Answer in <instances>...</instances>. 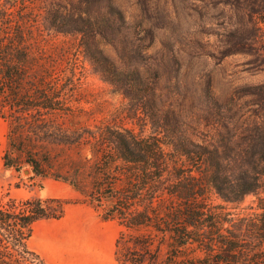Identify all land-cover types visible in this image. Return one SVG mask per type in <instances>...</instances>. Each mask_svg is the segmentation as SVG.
Instances as JSON below:
<instances>
[{
	"label": "trees",
	"instance_id": "trees-1",
	"mask_svg": "<svg viewBox=\"0 0 264 264\" xmlns=\"http://www.w3.org/2000/svg\"><path fill=\"white\" fill-rule=\"evenodd\" d=\"M15 3H0V118L8 124L9 148L26 155L34 175L43 177L42 163L33 158L36 143L72 144L81 136L72 142L59 123L71 112L63 98L69 84L53 82L35 52V29L25 14L14 15ZM41 3L45 26L76 33L93 72L131 102L130 119L152 130L143 136L105 127L89 136L97 159L93 179L98 196L91 203L125 228L116 242L117 261L264 264V85L249 92L255 105L250 122L240 120L245 115L240 113V121L230 125L222 106L218 112L209 106L187 116L175 104L180 91L164 94L166 78L159 64L132 63L123 54L125 20L111 0ZM26 8L23 2L18 11ZM195 123L209 129L206 138H199ZM4 166L19 169L8 155ZM211 191L225 202L256 194L257 208L232 217L224 206L212 204ZM63 205L59 199L0 205V264H43L28 246L32 225L60 218Z\"/></svg>",
	"mask_w": 264,
	"mask_h": 264
},
{
	"label": "rangeland",
	"instance_id": "rangeland-1",
	"mask_svg": "<svg viewBox=\"0 0 264 264\" xmlns=\"http://www.w3.org/2000/svg\"><path fill=\"white\" fill-rule=\"evenodd\" d=\"M8 1L15 0L0 3ZM111 1L125 20L123 54L132 63L159 64L166 78L164 94L180 91L175 104L184 114L209 106L218 112L222 106L230 125L253 120L248 117L255 107L249 92L264 85V0ZM23 2L26 11L19 12ZM15 4L14 15L25 14L35 29V52L53 82L69 84L63 98L71 112L59 117V123L72 142L81 137L72 144L38 141L33 158L42 163L46 174L40 177L25 162L26 155L9 148L8 124L0 118V205L6 208L10 201L26 199L63 201L60 218L32 225L28 246L43 264H121L115 251L125 228L116 218H104L103 207L91 203L98 196L93 179L97 159L89 136H97L105 127L143 136L152 130L130 119L131 102L93 72L76 33L45 26L41 0H16ZM105 51L117 58L110 47ZM240 113L245 115L239 120ZM197 127L199 138H206L209 129ZM5 155L16 158L18 170L4 166ZM55 176L67 178L75 187ZM257 196L247 194L240 202H225L210 192L212 204L224 206L232 217L255 212Z\"/></svg>",
	"mask_w": 264,
	"mask_h": 264
},
{
	"label": "crops",
	"instance_id": "crops-1",
	"mask_svg": "<svg viewBox=\"0 0 264 264\" xmlns=\"http://www.w3.org/2000/svg\"><path fill=\"white\" fill-rule=\"evenodd\" d=\"M7 127V126H6Z\"/></svg>",
	"mask_w": 264,
	"mask_h": 264
}]
</instances>
